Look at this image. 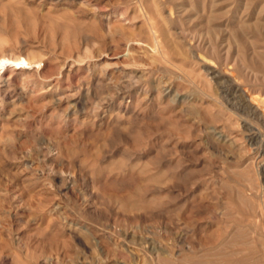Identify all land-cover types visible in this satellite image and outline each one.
Returning a JSON list of instances; mask_svg holds the SVG:
<instances>
[{
    "label": "rangeland",
    "instance_id": "374dc122",
    "mask_svg": "<svg viewBox=\"0 0 264 264\" xmlns=\"http://www.w3.org/2000/svg\"><path fill=\"white\" fill-rule=\"evenodd\" d=\"M263 258L264 0H0V264Z\"/></svg>",
    "mask_w": 264,
    "mask_h": 264
},
{
    "label": "bare ground",
    "instance_id": "6f19581e",
    "mask_svg": "<svg viewBox=\"0 0 264 264\" xmlns=\"http://www.w3.org/2000/svg\"><path fill=\"white\" fill-rule=\"evenodd\" d=\"M247 249H248V248H247ZM259 249H260V248H259ZM258 251L261 252V250H258ZM262 251H263V250H262ZM247 252H249V251H247ZM254 252H255V251H254ZM249 253H251V252H249ZM249 253H248V254H249ZM252 253H253V252H252ZM252 253H251V254H252ZM255 253H256V252H255ZM249 255H250V254H249ZM250 256H251V255H250ZM254 256H255V255H254ZM259 256H260V255H259ZM247 257L249 258V256H247ZM246 259H247V258H246ZM263 259H264V258H263ZM243 260H244V259H243ZM253 260H255V259H253ZM247 261L250 262V258H249ZM262 261H263V260H262ZM251 262H252V261H251ZM239 263H240V262H239ZM242 263H244V262H242ZM246 263H247V262H246ZM252 263H253V262H252ZM252 263H251V264H252ZM248 264H250V263H248ZM254 264H264V263H261V262H260V263H257V259H256V263L254 262Z\"/></svg>",
    "mask_w": 264,
    "mask_h": 264
}]
</instances>
